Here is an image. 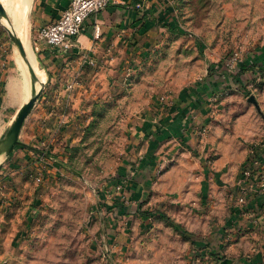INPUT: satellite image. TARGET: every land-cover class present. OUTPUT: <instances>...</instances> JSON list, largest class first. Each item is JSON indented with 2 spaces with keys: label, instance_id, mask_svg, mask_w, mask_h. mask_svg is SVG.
<instances>
[{
  "label": "rangeland",
  "instance_id": "374dc122",
  "mask_svg": "<svg viewBox=\"0 0 264 264\" xmlns=\"http://www.w3.org/2000/svg\"><path fill=\"white\" fill-rule=\"evenodd\" d=\"M175 1V23L158 43L123 58L116 76L98 83L102 93L74 110L73 140L41 133L45 146L34 147V108L19 140L50 159L28 150L26 162L22 147L0 157V264H264V234L225 227L248 210L238 203L240 180L264 158V0ZM30 21L31 10L27 38ZM8 29L10 17L0 19L9 123L26 103ZM203 85L216 93L200 101L204 120L188 133L178 116L188 120L189 89ZM171 129L179 134L168 137ZM150 135L175 140L137 203L128 190L136 173L123 170L139 163Z\"/></svg>",
  "mask_w": 264,
  "mask_h": 264
},
{
  "label": "crops",
  "instance_id": "0c3cea01",
  "mask_svg": "<svg viewBox=\"0 0 264 264\" xmlns=\"http://www.w3.org/2000/svg\"><path fill=\"white\" fill-rule=\"evenodd\" d=\"M70 3L71 0H33L30 8L31 21L28 40L33 51L34 46L36 47L39 42V50H36V53L34 51V53L46 79L43 94L35 106L36 115L38 114L37 109H41V122L39 125L42 128L36 131L38 134L32 136L33 139H36L32 142V145L36 148L45 146L43 139H46L44 138L45 135L51 137V135L49 136L50 133H52V136L58 133L63 137H67L66 133H71L69 131L70 127L75 128V111H79L84 98L90 99L88 96L92 93H102L96 89L98 83L105 84L110 75L116 76L117 63L128 56H136L139 52L144 51L143 47L146 45H156L159 36L162 35L163 31L168 30L167 27H162L175 23L177 18L175 17V0H120L119 4L112 5L98 15L89 18L82 33L76 39L74 49L65 53L39 41V31L43 27L57 22ZM138 4L143 6L141 10L137 9ZM143 15L149 16V18H144ZM84 55L93 58L96 66H89L88 62L84 60ZM7 57V48L2 34H0V81H2L3 86L5 80L2 74V65H7L5 61ZM261 59L264 60V54ZM77 78L79 83L70 91L68 89L69 85L75 82ZM214 90L206 85L189 89L190 95L187 96V104L182 109L183 112L189 109L187 113L190 116L186 117L188 119L186 122L180 116L181 114L178 116L180 121L183 122L182 127L188 129V133L191 132V125L196 123L195 120L198 119V123L204 120L203 114L206 110L202 109L205 107L203 103H206V101L209 103L210 99L205 100L203 97H209V94L214 96L216 93ZM5 92L6 88L4 87V93L0 95V142L14 122V118L9 123L7 120L8 102H5ZM30 94L31 97L34 96L31 90L25 93L22 88L19 97L27 103L31 98ZM198 97L199 103L196 102L198 104H195L193 101H197ZM200 101L203 103L201 104ZM66 106L70 107V112L64 113L66 112L64 110ZM190 111L194 112L190 113ZM25 128L26 126H24V130ZM173 130L167 132V135L171 134L168 137H172V134L176 132L178 133L177 130L174 132ZM41 133L45 135L42 136ZM75 133L76 131H73L72 135L68 137L73 140ZM27 135L29 133L26 131L25 136ZM164 137L166 136H148L145 139L149 140L147 150L141 152L142 155H145L140 157L138 164L134 165V162H130L123 170L128 175H135L134 172L136 173V179L128 186V190L131 200L137 203L143 200L146 193L154 188L152 179L161 165L164 146L175 140L174 137L172 138L173 141L168 142L166 140L159 143L160 140L158 139H164ZM183 138L185 137L183 136ZM143 139L141 137V140ZM191 141H194L193 138ZM15 151L16 148L13 153ZM24 151L26 152L24 157H27L26 162L30 159L33 161V152H29L28 149ZM33 164L35 165L36 162H33ZM255 196L251 197V202L247 204L248 210L245 213L239 210L228 221L225 227L229 229L227 231L231 232V235H243L246 231L252 232V234H264V195L257 194L256 198Z\"/></svg>",
  "mask_w": 264,
  "mask_h": 264
},
{
  "label": "built area",
  "instance_id": "2783aa9c",
  "mask_svg": "<svg viewBox=\"0 0 264 264\" xmlns=\"http://www.w3.org/2000/svg\"><path fill=\"white\" fill-rule=\"evenodd\" d=\"M119 3L120 0H71L69 7L63 12L57 22L49 24L39 31V41L49 47L57 48L62 52L68 53L76 46V39L82 33L84 25L89 18ZM136 7L139 10L143 8L141 4H138ZM38 43L35 47L36 50H39L40 47ZM83 57L89 66H96L93 58H89L86 55ZM5 65H2V74L6 68ZM78 83L77 78L75 82L69 85L68 89L72 91ZM3 93L4 86L2 81H0V95ZM255 169L248 168L245 170L240 180V185L242 186L240 187L241 196L238 199V203L242 207L247 206L249 195L253 192V189L256 188L259 194L264 195V158H262V163H255ZM255 176L257 177L256 182H254ZM38 181H41V177L38 178Z\"/></svg>",
  "mask_w": 264,
  "mask_h": 264
},
{
  "label": "bare ground",
  "instance_id": "6f19581e",
  "mask_svg": "<svg viewBox=\"0 0 264 264\" xmlns=\"http://www.w3.org/2000/svg\"><path fill=\"white\" fill-rule=\"evenodd\" d=\"M0 2L9 14L12 31L22 39L27 49L25 56L16 51L17 64L20 71V79L18 82L20 83L21 92L23 88L25 93L31 90L35 95L36 92L41 89L45 76L39 67L36 55L31 48L27 35L23 33L25 30L27 13L30 10L32 0H0ZM16 88L17 82L15 81L12 84V89L15 91ZM29 96L31 97V94Z\"/></svg>",
  "mask_w": 264,
  "mask_h": 264
},
{
  "label": "water",
  "instance_id": "95a60500",
  "mask_svg": "<svg viewBox=\"0 0 264 264\" xmlns=\"http://www.w3.org/2000/svg\"><path fill=\"white\" fill-rule=\"evenodd\" d=\"M3 18H8L9 19V14L5 7L0 3V19ZM8 33L10 34V37L12 41L16 44L18 47L20 54L26 55V49L21 40L18 39L17 35H15L11 30L8 29ZM45 84H42L41 89L39 90L38 93H36L34 96H32L27 103L22 107V109L19 111L17 118L13 122L12 126L6 133L4 139L0 142V157L3 155L6 156H11L13 151L15 150L16 147H22L28 150H33L34 152L43 155L46 158H49V156L44 153L40 152L39 150L32 148L31 146L20 142V135L22 132V129L24 127V124L28 117L32 114L35 106L37 105L38 101L40 100L42 94H43V89H44ZM251 102H256L255 98L252 97L250 98ZM256 104V103H255ZM257 105V104H256Z\"/></svg>",
  "mask_w": 264,
  "mask_h": 264
},
{
  "label": "trees",
  "instance_id": "16d2710c",
  "mask_svg": "<svg viewBox=\"0 0 264 264\" xmlns=\"http://www.w3.org/2000/svg\"><path fill=\"white\" fill-rule=\"evenodd\" d=\"M143 17H144V18H145V17L149 18V16H144V15H143ZM238 69H239V68H238ZM242 71H243V70H242ZM206 90H207V89H206ZM23 149L26 150L25 148H23ZM49 157H51V156H49Z\"/></svg>",
  "mask_w": 264,
  "mask_h": 264
}]
</instances>
